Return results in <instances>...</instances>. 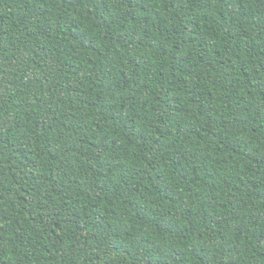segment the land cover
<instances>
[{"label":"trees","instance_id":"16d2710c","mask_svg":"<svg viewBox=\"0 0 264 264\" xmlns=\"http://www.w3.org/2000/svg\"><path fill=\"white\" fill-rule=\"evenodd\" d=\"M0 264H264V0H0Z\"/></svg>","mask_w":264,"mask_h":264}]
</instances>
